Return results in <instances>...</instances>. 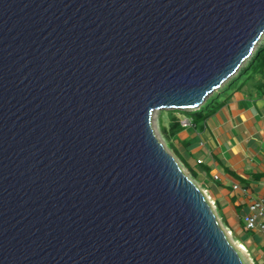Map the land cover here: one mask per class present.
<instances>
[{
	"label": "water",
	"instance_id": "1",
	"mask_svg": "<svg viewBox=\"0 0 264 264\" xmlns=\"http://www.w3.org/2000/svg\"><path fill=\"white\" fill-rule=\"evenodd\" d=\"M263 35L264 0H0V264H251L151 115Z\"/></svg>",
	"mask_w": 264,
	"mask_h": 264
},
{
	"label": "crops",
	"instance_id": "2",
	"mask_svg": "<svg viewBox=\"0 0 264 264\" xmlns=\"http://www.w3.org/2000/svg\"><path fill=\"white\" fill-rule=\"evenodd\" d=\"M218 102L204 122L179 135L177 143H188V159L181 152L177 156L192 162L186 167L194 170L196 185L213 203L219 223L240 229L248 203L264 198V64L223 92ZM250 233L254 264H264V235Z\"/></svg>",
	"mask_w": 264,
	"mask_h": 264
},
{
	"label": "trees",
	"instance_id": "3",
	"mask_svg": "<svg viewBox=\"0 0 264 264\" xmlns=\"http://www.w3.org/2000/svg\"><path fill=\"white\" fill-rule=\"evenodd\" d=\"M263 38L259 41V43L256 45L255 49L251 53L249 61L246 65L244 64L243 67H241L237 74H235L231 79H229L223 86L224 88L221 92L216 91L211 96L208 97V99L203 103L202 106L199 107L198 110H192V111H178V110H166L168 112V122L167 126H163L162 124H159V131L162 136V138L168 143L170 148L173 150L175 154H178V151L173 144L174 142L178 141L179 135L184 131V128H182L181 120L187 116L188 120H190L191 125L195 126L197 123L204 122V120L207 118L208 114H210L212 111H214L216 108L220 106L218 99L220 96H218L220 93H223L227 91L229 88L233 87L234 84L237 83V81L241 78V76L246 75L252 69L263 66L264 64V35ZM246 61V62H247ZM222 86V87H223ZM217 100V101H216ZM216 101V102H215ZM219 104V105H218ZM181 115V116H178ZM184 117V118H183ZM184 149L188 147V143L185 142L183 145H181ZM182 162L186 164V161L182 159ZM187 166V165H186ZM195 166L198 168L200 166L199 163H195ZM190 174L192 176H196L194 174V170L190 169ZM249 235V236H248ZM236 240L239 241L246 249H251V241L252 239H255L254 236L247 230L240 227V231L235 232Z\"/></svg>",
	"mask_w": 264,
	"mask_h": 264
},
{
	"label": "rangeland",
	"instance_id": "4",
	"mask_svg": "<svg viewBox=\"0 0 264 264\" xmlns=\"http://www.w3.org/2000/svg\"><path fill=\"white\" fill-rule=\"evenodd\" d=\"M263 38V37H262ZM261 38V39H262ZM260 39V40H261ZM259 40V41H260ZM249 61H247L246 62V64L248 63ZM245 64V65H246ZM244 65H242L241 67H243ZM240 67V68H241ZM244 76H241V78H243ZM224 88H226L225 86H223V87H220L219 88V92H221ZM222 96L223 95V93H220L218 96ZM217 101V100H216ZM215 101V102H216ZM182 111H191V110H182ZM178 116H181V115H178ZM181 118H182V116H181ZM184 118V117H183ZM186 119H188L187 118V116H185V118L182 120V121H184V120H186ZM167 122H168V112L166 111V110H160V111H154L153 113H152V115H151V126H152V129H153V133H154V135H155V137L157 138V140L161 143V145L165 148V150L170 154V155H172V157L176 160V162L179 164V166L181 167V169L183 170V172H184V174L190 179V180H192L195 184L197 183L196 182V179L190 174V170L186 167V165H185V163L184 162H182V160H180L179 159V157L177 156V154H175L174 152H173V150L170 148V146L168 145V143H166V141L162 138V136H161V134H160V131H159V124L161 125H163V126H167ZM182 128H184V130L185 129H188L189 128V126H187V127H183L182 126ZM174 145H175V147H176V149L178 150V152H181L182 153V155L186 158V159H188L187 157H186V155H185V153H184V150H186V149H184L179 143H177V142H174L173 143ZM187 152V151H186ZM197 155H199V151H198V153H197ZM188 163H192L191 161L190 162H188ZM220 225H221V227H222V229L228 234V236H230V238H231V240H232V242H233V244H235L236 246H238L239 248H242L243 249V252L245 253V255L248 257V259H249V262L251 263V264H254V257H253V255H252V253H251V251H249L248 249H246L239 241H237L236 240V237H235V232L236 231H240V229H230V228H228V227H226V226H223V224L222 223H220Z\"/></svg>",
	"mask_w": 264,
	"mask_h": 264
},
{
	"label": "built area",
	"instance_id": "5",
	"mask_svg": "<svg viewBox=\"0 0 264 264\" xmlns=\"http://www.w3.org/2000/svg\"><path fill=\"white\" fill-rule=\"evenodd\" d=\"M182 120L180 123L183 127L191 126L190 120ZM196 163H200V160H197ZM214 178L216 177L214 176ZM233 189H237V186H233ZM202 192L213 208V203L210 202L206 192ZM241 222L245 230L264 235V198H257L248 203L247 212L243 215Z\"/></svg>",
	"mask_w": 264,
	"mask_h": 264
},
{
	"label": "bare ground",
	"instance_id": "6",
	"mask_svg": "<svg viewBox=\"0 0 264 264\" xmlns=\"http://www.w3.org/2000/svg\"><path fill=\"white\" fill-rule=\"evenodd\" d=\"M242 251H243V249H242Z\"/></svg>",
	"mask_w": 264,
	"mask_h": 264
},
{
	"label": "clouds",
	"instance_id": "7",
	"mask_svg": "<svg viewBox=\"0 0 264 264\" xmlns=\"http://www.w3.org/2000/svg\"><path fill=\"white\" fill-rule=\"evenodd\" d=\"M253 52V51H252Z\"/></svg>",
	"mask_w": 264,
	"mask_h": 264
}]
</instances>
